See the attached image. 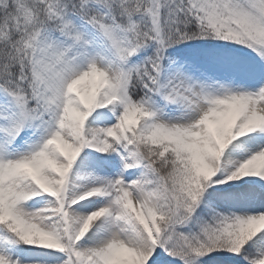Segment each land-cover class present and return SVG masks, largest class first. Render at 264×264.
Listing matches in <instances>:
<instances>
[{
    "label": "snow or ice",
    "instance_id": "6c2138e0",
    "mask_svg": "<svg viewBox=\"0 0 264 264\" xmlns=\"http://www.w3.org/2000/svg\"><path fill=\"white\" fill-rule=\"evenodd\" d=\"M0 264H264V0H0Z\"/></svg>",
    "mask_w": 264,
    "mask_h": 264
}]
</instances>
